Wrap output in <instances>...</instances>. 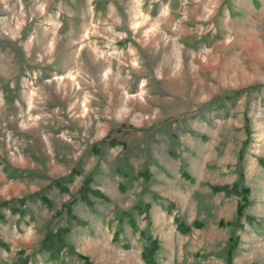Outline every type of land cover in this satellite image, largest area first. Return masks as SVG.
Instances as JSON below:
<instances>
[{"label":"rangeland","instance_id":"obj_1","mask_svg":"<svg viewBox=\"0 0 264 264\" xmlns=\"http://www.w3.org/2000/svg\"><path fill=\"white\" fill-rule=\"evenodd\" d=\"M21 263L264 264V0H0Z\"/></svg>","mask_w":264,"mask_h":264},{"label":"trees","instance_id":"obj_2","mask_svg":"<svg viewBox=\"0 0 264 264\" xmlns=\"http://www.w3.org/2000/svg\"><path fill=\"white\" fill-rule=\"evenodd\" d=\"M240 213V211H238ZM42 248L45 249L46 251H49L50 256L52 258H56L58 256L59 251L61 250L62 247H64V242L61 236L59 235H47L44 237L42 240ZM144 259L147 261L150 260L149 256L147 253H143ZM23 264V263H21Z\"/></svg>","mask_w":264,"mask_h":264}]
</instances>
